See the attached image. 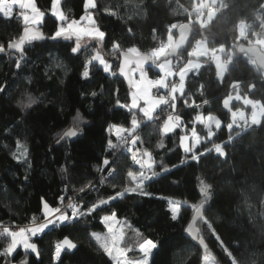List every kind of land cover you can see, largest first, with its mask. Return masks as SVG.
Here are the masks:
<instances>
[{"label":"trees","instance_id":"1","mask_svg":"<svg viewBox=\"0 0 264 264\" xmlns=\"http://www.w3.org/2000/svg\"><path fill=\"white\" fill-rule=\"evenodd\" d=\"M85 1L62 0V9L69 19H79L86 12ZM35 2L45 13L39 27L48 37L60 24L52 15V0ZM194 2L199 0H95L96 8L91 10L97 25L106 33L102 44L85 38L79 52L73 53L74 38L30 43L25 46L19 69L16 61L20 54L7 49V44L23 33L24 22L18 12L11 18L0 15V44L6 49L0 53V85L5 89L0 93V228L10 226L12 230H18L30 226L33 217L38 222L43 221L44 202L61 207L75 198L76 203L87 208L99 199H107L125 187L133 186L127 176L119 180L123 182L120 185L114 183L113 177L105 178L104 175L111 167L117 169L116 177L123 174L127 168L136 165L133 154L144 158V150L152 152L157 174L145 182L144 191L148 195L126 193L75 222L55 228L50 226L31 237L39 255L19 246L13 256H0V264H21L24 260L27 264H112L102 250H98L92 234L106 233L102 219L113 211L131 225L130 229L125 228V245L134 243L131 229H138L142 234L138 240L151 239L157 243L158 250H154L150 264H202L206 254L214 257L217 264H231L224 248L233 252L241 264H264V128L253 126L229 142V135L235 136L236 129L230 133L227 128L231 113L222 105L227 95L237 91L232 87L234 82H240L238 91L243 96L264 102V72L250 65L238 51L239 44H248L243 39L237 42L233 29V23L243 16L252 25L253 32H264L256 20L264 0H229L232 8L220 16L204 36L209 41V48L225 44L224 60L231 54L234 60L238 59L237 63L235 66L229 64L221 82L215 63L208 57H201L202 67L188 75L185 94H177L175 101V114L182 116L184 124L188 125V133L197 112H203L205 116L211 113L221 119L220 129L213 126L215 136L212 140L197 147L203 151L212 143H223L228 153L226 158H218L212 153L197 163L180 146L179 137L184 134L181 129L162 134V124L171 108L161 106L163 111L157 110L159 120L146 121L137 109L130 111L128 107H121L129 104L132 84L117 75L120 57L119 53H112L113 41L119 42L122 50L136 46L140 52L150 54L167 38L169 25L189 23L188 13ZM111 10L117 11L118 15H108ZM192 19L195 20V15ZM192 27L194 33L188 48L175 60L187 58L195 40L201 39L199 25L193 23ZM174 33L176 36L177 29ZM97 48L111 62V72H104L96 61L88 64ZM152 65L149 63L145 68L152 77L158 76L160 71ZM86 69L88 78L83 77ZM251 83H255L256 88L249 91ZM201 86L203 95L200 94ZM92 92L97 95L92 96ZM27 95L34 97L36 102L30 107H21L19 102L26 100ZM193 99L199 107L189 106ZM185 100L189 104L186 105ZM204 100L208 103L203 104ZM237 105L235 102L233 107ZM245 110L250 112L249 108ZM77 111L82 117L78 124L79 136L73 141L57 144L60 135L73 127ZM134 112L141 121L134 133L139 140L134 145L122 144L110 149L109 140L114 144L118 142L113 131H108L109 126L131 127ZM196 129L201 136L206 135L203 125L197 123ZM161 140L164 146L158 148ZM18 141L22 145L21 151H27L23 159L13 155H19ZM105 159L110 162L108 166L104 165ZM201 180L211 185V199L205 205L203 215L224 245L222 248L220 241L200 220V235L211 249L206 254L185 232L194 214L192 205L203 198ZM88 184L94 187L79 191ZM167 197L180 202L176 220L172 219ZM67 211L71 213V210ZM65 237L72 240L76 248L65 249L57 259L55 245ZM9 241L10 238L0 237V251ZM129 254L139 256L135 248Z\"/></svg>","mask_w":264,"mask_h":264},{"label":"snow or ice","instance_id":"2","mask_svg":"<svg viewBox=\"0 0 264 264\" xmlns=\"http://www.w3.org/2000/svg\"><path fill=\"white\" fill-rule=\"evenodd\" d=\"M58 4L59 0H52V15L60 21V24L56 26L55 31L50 36L46 37L39 27L45 13L40 10L35 3V0H0V15L5 18L12 17L15 6H18L22 10L20 12V16L22 17L25 25L23 33L18 37V39H13L7 44V49L15 50L20 54V59L16 61V67L18 69L21 67V60L23 59V53L25 50L24 46L32 43L33 41L43 40L46 38L51 40H72L74 38L75 46L71 48L73 53L79 52L82 47V41H84L85 38L94 40L98 44H102L104 41L106 33L100 29L96 20L90 13L80 18L81 21L88 22L87 27L81 25L80 22L75 19L68 23L66 22L64 13L58 9ZM232 6L233 5L229 2V0H199L198 3L194 2L192 11L188 13L189 23H173L169 25L167 42H161L160 46L152 49L150 54L141 53L136 46H131L126 50H122L119 42L113 41L112 43V53H119V57L123 58L119 68L120 73L127 75L125 69L129 68L131 71L132 69L130 66L132 65H134L135 69H138L140 72V81L135 83L136 91L132 94L131 107L129 110L138 109L146 121H154L159 120L157 109L163 111L161 106L171 108L172 111L167 115L162 124L161 132L166 135L175 132L177 129H181L184 134L179 137L180 146L185 153H190L191 160L197 163H199L200 159L207 154L215 153L218 158L227 157L228 153L225 150L226 145L223 143H212L211 147H205L203 151H199L197 147L203 143L210 142L215 136L213 126H215L216 129H220L223 122L219 117L211 113L205 116L203 112H197L192 120L189 134L188 125L184 124L182 116L175 114V101L177 99L176 94L179 93L181 96L185 94L186 78L189 73L198 72L202 67V64L199 62L201 57H208L215 63L217 77L221 80V82L223 81L224 74L228 70V65L232 62L233 57L229 54L227 60H222L220 54L225 53V44H219L218 47L209 48V41L207 40V37L204 36V32L209 30L216 20H218L220 16L227 13ZM85 8H96L95 0H86ZM259 8L260 14L256 16V20L259 21L260 27L264 29V4H261ZM193 13H195V20L192 19ZM108 15L115 17L118 13L115 10H111L108 11ZM193 23L199 25L201 29V39L196 40L195 44L191 48V51L188 52L189 59L187 63L183 64L182 67L175 69L171 57L177 56L178 58L179 50L188 41V35L191 31L190 26ZM177 28L179 30V38L174 40L172 30ZM233 29L236 32L235 40L238 42L243 39L248 44L247 47H245L244 44H239L238 51L247 58V62L250 65L255 66L259 71L264 72V32H253L252 25L249 24L247 19L243 16L233 23ZM128 31L131 32V29ZM252 37L256 38L252 39ZM233 47L235 48L237 45L234 43ZM5 50V46L0 44V53L5 52ZM93 61L98 62L99 65L102 66L104 72L107 73L111 71V64L105 59L104 55L98 48L93 50V54L90 56L88 64L91 65ZM149 61L155 63L160 71L159 78L155 80L146 79L145 64ZM174 76H178V84L169 80L170 77ZM83 77H89L88 70L83 72ZM128 78L130 84L134 83L131 77ZM239 83L240 82H234L232 85V87L237 90L236 95L233 96L232 94H229L222 101L223 108L231 113L232 117L231 122L227 124V128L230 133L236 129L235 136L229 135V142L242 136L253 126L264 128V102L253 100L247 95L242 96L238 91ZM153 88L158 90L167 89L168 91L166 95H153ZM248 88L249 91L254 90L256 88L255 83L249 84ZM4 90V87L0 85V93H3ZM200 94L203 95V86L200 88ZM91 95L96 96L97 93L92 92ZM233 100H242L244 105H250L252 109L250 117H246L245 113L239 109L233 110V107L231 106ZM140 101H143V105H141ZM35 102L36 100L34 97L27 95L26 100H21L19 103L21 107H30ZM207 103V100L203 101V104ZM185 104H189L188 100H185ZM189 106L199 107V105H196L194 99ZM121 107L128 106L121 105ZM81 119L82 117L80 116L79 111H77L76 117L73 118V127L65 130L60 135V140L77 136L78 132L81 131L78 127ZM197 123L203 125L206 130L205 136H201L197 132ZM140 125L141 121L136 118L135 112L132 116L130 128L110 125L108 131L112 132L114 130L118 143L114 144L111 140H109V148L115 149L122 144H126L128 142V137H131V143L133 145L136 144L139 137L134 135V133ZM125 133L127 134V137L124 135ZM163 146V141L161 140L157 144V147L162 148ZM21 148L22 145L18 141L17 151L19 152V155L13 153L17 159H23L27 155L26 149L21 151ZM129 151H131V148H129ZM137 151H139V149ZM142 156L144 158H137L135 154L132 156L133 161L139 165V171L137 173H134L131 170L127 173V177L130 179L133 186L125 187L123 191L116 192L114 196H109L107 199H99L98 202L91 204L87 208H82V205L72 202L71 200L64 208L52 207L45 202L43 205V222H38L37 218L33 217L30 226L19 227L18 230H12L10 227L0 228V237L10 238L6 247L0 251V256H13V253L17 251L18 246L21 245L26 252L31 251L32 253L39 255L37 245L36 243L31 242V237L43 233L45 229H48L50 226L55 228L58 225H66L67 223L75 222L79 217L91 215L98 208H101V206L108 205L111 201L116 200L118 197H123L126 193L148 195V193L144 191L145 182L150 181L157 174L154 171L155 161L152 156V152L144 150ZM109 164V160L105 159L104 165L108 166ZM109 171L114 172L115 169H109ZM93 187L94 186L91 184H88L81 187L79 191L84 192L86 189L91 190ZM210 189L211 185L201 180L200 192L203 198L198 204L192 205L195 213L193 219L200 218L203 223L207 225L216 240L220 241V236L217 234L216 229L213 227L211 222L207 220L206 216L203 215L202 211L211 199ZM60 199L61 202H63V197ZM67 209H71L70 214ZM170 211L173 220L179 218L178 203L170 201ZM102 223L107 229V234L93 233L92 239H94L98 245V250H102L104 255L112 261V264H150L154 250H158L156 242L151 239H144L142 241L138 240L137 238H139L142 234L138 229H131L134 233V243L125 245V228L130 229L131 225L127 223L126 218L123 222L118 219L115 211L111 212L110 215L104 216ZM117 225H120V227H117ZM186 232L190 233L194 240H199V244L204 247L205 251H207V245L205 244L204 239L200 236L199 230H193L192 225L189 224ZM220 246L224 248L223 241H220ZM75 248L76 244L73 243L72 240L65 237L62 242H58L55 245V257L59 259L62 251L65 249L71 250ZM134 248L139 252L138 257H130L128 255V253L132 252ZM224 251L231 259V264H241V261L233 256V252L228 251L227 248H224ZM21 264H27V261H21ZM202 264H217V262L214 257L206 254L202 258Z\"/></svg>","mask_w":264,"mask_h":264},{"label":"rangeland","instance_id":"3","mask_svg":"<svg viewBox=\"0 0 264 264\" xmlns=\"http://www.w3.org/2000/svg\"><path fill=\"white\" fill-rule=\"evenodd\" d=\"M193 15H195V13L193 14ZM174 30L175 29H173L172 30V34H173V37H174V40H175V33H174ZM168 36V35H167ZM163 42H167V38L163 41ZM160 46V45H159ZM158 46V47H159ZM157 48V47H156ZM172 59V61L173 62H175L174 63V66H175V69H177V67L176 66H178V68L179 67H182L183 66V64L185 63V62H187L188 61V59H189V57H187V58H183V60H181V61H179V59L178 60H175V58H171ZM108 61V60H107ZM109 62V61H108ZM110 64H111V62H109ZM152 64V63H151ZM155 69H157L158 71H159V69H158V67L156 66V64L155 63H153V65H152ZM228 68H229V66H228ZM87 70V69H86ZM111 70H112V64H111ZM145 71H146V79H152V80H155V79H157V78H159V75L158 76H155V77H152L151 75H150V73H149V70L148 69H146L145 68ZM111 72V71H110ZM132 75H133V81H134V83H132V90H131V92H130V99H129V104L127 105L128 106V108H130L131 107V99H132V94H133V92H135L136 91V89H135V83H138L139 81H140V72H139V70L138 69H135V67H133L132 68ZM174 77H176V76H174ZM174 77H170L169 78V80L170 79H174ZM187 79V78H186ZM162 90H165V89H162ZM240 92V91H239ZM162 94V93H161ZM140 103H141V105H143V101H140ZM138 110V109H137ZM158 110V109H157ZM169 110V109H168ZM244 113H245V111H244ZM142 114V113H141ZM245 115H246V113H245ZM232 119V118H231ZM189 134H190V132H189ZM138 158V157H137ZM133 171L134 173H137L138 171H139V165L138 164H136L134 167H132V168H127L126 169V171L122 174H119L117 177L116 176H113V181H114V183L115 184H120V185H122L123 184V182H121V181H119L120 179H122V180H124V178H125V176L127 175V173H128V171ZM150 174V173H149ZM167 199H168V201H169V206H170V201L171 202H176V203H178L179 204V212H180V202H179V200L178 199H176V198H173V197H167ZM45 203V202H44ZM43 211H44V208H43ZM119 219V218H118ZM122 222H123V220L122 219H120ZM117 227H120V225H117ZM107 234V231H106V233H105V235ZM31 242H33L32 240H31ZM22 246V245H21ZM123 246V245H122ZM19 247V246H18ZM128 255L130 256V257H132V255H130L129 253H128ZM134 257H138V256H134Z\"/></svg>","mask_w":264,"mask_h":264},{"label":"water","instance_id":"4","mask_svg":"<svg viewBox=\"0 0 264 264\" xmlns=\"http://www.w3.org/2000/svg\"><path fill=\"white\" fill-rule=\"evenodd\" d=\"M183 24H187V23H183ZM190 27H191V31H190V33H189V35H188V41H187V42L185 43V45L179 50L178 56L180 55L181 51L186 50V49L188 48V46H189V43H190L191 38H192V35H193V33H194V28L192 27V25H191ZM40 30H41V29H40ZM41 31H42V30H41ZM42 32H43V31H42ZM43 33H44V32H43ZM45 36H46V35H45ZM46 37H47V36H46ZM178 38H179V30H178V28H177V34H176V36H175V39H178ZM46 39H47V38H46ZM43 40H45V39H43ZM43 40L33 41L32 43H34V42H41V41H43ZM26 45H27V44H26ZM26 45H25V46H26ZM25 46H24V48H25ZM247 46H248V45H247ZM247 46H245V47H247ZM13 51H15V50H13ZM15 52H16V51H15ZM141 53H142V52H141ZM144 54H148V53H144ZM176 57H177V56H173V57H171V58H176ZM122 59H123L122 57H120V59H119V65H118L117 75H118L120 78H122L124 81H126L127 83H129V78H128V77H131V78L133 79L132 70L130 71L129 68H126V69H125V72L127 73V75H123V74L120 73L119 68H120V64H121V62H122ZM149 63H153V62L149 61L147 64H149ZM147 64H145V67H146ZM133 67H135V66H134V65L130 66L131 69H132ZM78 136H79V132H78V135L75 136V137L65 138V139H63V140H60V139H59V142H58L57 144H61V143L66 142V141H73V140H75ZM202 211H203V210H202ZM194 215H195V213L192 215V218H191L190 222L188 223L186 229H188L189 224H191L193 230H199V234H200V228H199V226H198V223H199V221H200L201 219H200V218L193 219ZM186 229H185V232H186ZM186 235H187V236H188V237H189V238H190L195 244H197V245L202 249L203 253L206 254V253H208V252L211 251V249H210V247H209V245H208L206 239H205L202 235H200V236L204 239L205 244L207 245V251H205L204 247H203L202 245L199 244V240H194V239L192 238V236H191L190 233L186 232Z\"/></svg>","mask_w":264,"mask_h":264},{"label":"crops","instance_id":"5","mask_svg":"<svg viewBox=\"0 0 264 264\" xmlns=\"http://www.w3.org/2000/svg\"><path fill=\"white\" fill-rule=\"evenodd\" d=\"M61 1L62 0H59V4H58V9L60 10V11H62L63 13H64V11H63V9H62V5H61ZM86 2V1H85ZM36 3V2H35ZM41 10V9H40ZM22 10L18 7V6H15L14 7V9H13V13H12V15L13 14H15V13H19V15H20V12H21ZM42 11V10H41ZM91 14L93 17H94V15H93V13H92V10H91V8H89V9H86V12L84 13V15H82V16H85V15H87V14ZM64 15H65V17H66V22H68V23H70L72 20L71 19H69L67 16H66V14L64 13ZM81 16V17H82ZM80 17V18H81ZM44 18V17H43ZM80 18L79 19H75V20H77V21H79L80 22V24L81 25H83V26H85V27H87L88 26V22L87 21H81L80 20ZM95 19V18H94ZM23 20V19H22ZM24 22V21H23ZM60 22V21H59ZM195 42H196V40H195ZM195 42H194V44H195ZM193 44V45H194ZM191 50V49H190ZM221 55V59L222 60H224V58H223V54H220ZM193 59V58H192ZM177 60V59H176ZM174 63L175 62H173V66H174ZM185 63H187V62H185ZM184 63V64H185ZM229 66V65H228ZM177 67V69H178V66H176ZM174 68H175V66H174ZM228 71V70H227ZM226 71V72H227ZM225 72V73H226ZM190 74V73H189ZM225 75V74H224ZM178 77V76H177ZM179 79V78H178ZM185 87H186V83H185ZM162 90V89H161ZM237 92V91H236ZM236 92H232V93H230V94H232L233 96H235L236 95ZM162 94H165L166 95V92L164 91V90H162V92H161ZM240 93V92H239ZM177 94H179V93H177ZM176 94V95H177ZM241 94V93H240ZM180 95V94H179ZM242 95V94H241ZM243 96V95H242ZM235 102H237L238 103V105L236 106V107H233V105H234V103ZM242 105V107H240L239 105ZM231 106L233 107V110H236V109H239V110H241V111H245V113H246V117H250V115H251V106L250 105H244L243 104V101L241 100V101H236V100H233L232 101V103H231ZM245 108H249L250 109V112H248V111H246L245 110ZM232 118V117H231ZM114 125H117V126H123V127H125V128H130V127H127V126H124V125H118V124H114ZM215 132V131H214ZM113 135H115L114 134V130H113ZM116 137V136H115ZM127 176V175H126ZM107 215H110V214H106V215H104V216H107ZM118 218V217H117ZM106 231H107V229H106ZM63 241V240H62ZM62 241H60V242H62Z\"/></svg>","mask_w":264,"mask_h":264},{"label":"built area","instance_id":"6","mask_svg":"<svg viewBox=\"0 0 264 264\" xmlns=\"http://www.w3.org/2000/svg\"><path fill=\"white\" fill-rule=\"evenodd\" d=\"M237 61H238V59H236V60H234V59H232V62H231V65L232 66H235V64L237 63ZM170 81L171 82H175V83H177L178 84V82H179V79H178V77L176 76V77H174V79H170ZM187 82V79H186V81H185V83ZM165 92H166V94H167V89H165L164 90ZM161 92H162V90L161 89H156V88H153L152 89V94L153 95H158V94H161ZM165 109H170L169 107H167V106H163ZM127 137V136H126ZM128 139V142L126 143V144H124V145H127V144H129V143H131V137H128L127 138ZM109 169H115V168H113V167H111V168H109ZM109 169L107 170V172H106V174L104 175L105 176V178H111V177H113V176H116L117 175V169H115V171L114 172H110L109 171ZM72 202H75L76 203V201H75V198H73V199H70ZM70 200H68L67 202H65L64 204H62V206L60 207V208H64L68 203H69V201ZM68 210H71V209H68ZM41 222H43V221H41ZM3 227V226H2ZM10 227V226H9ZM19 226H13V228H18Z\"/></svg>","mask_w":264,"mask_h":264}]
</instances>
